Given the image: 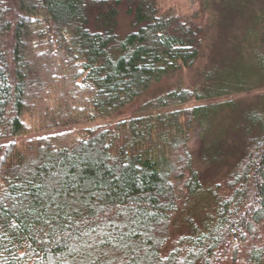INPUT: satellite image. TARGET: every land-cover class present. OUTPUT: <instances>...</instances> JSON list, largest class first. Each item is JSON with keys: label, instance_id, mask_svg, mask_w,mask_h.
<instances>
[{"label": "trees", "instance_id": "obj_1", "mask_svg": "<svg viewBox=\"0 0 264 264\" xmlns=\"http://www.w3.org/2000/svg\"><path fill=\"white\" fill-rule=\"evenodd\" d=\"M193 2L0 0V264H263L264 6Z\"/></svg>", "mask_w": 264, "mask_h": 264}, {"label": "rangeland", "instance_id": "obj_2", "mask_svg": "<svg viewBox=\"0 0 264 264\" xmlns=\"http://www.w3.org/2000/svg\"><path fill=\"white\" fill-rule=\"evenodd\" d=\"M167 2L173 7L180 8V10H186L187 8H188V10H190L189 9L190 6L192 8H193V6H195V2H193V0H167ZM261 5L264 6V0H252V2L249 3L248 7L257 13L258 12V6H261ZM256 13H254V14H256ZM232 29L233 28L231 27V29H229V31H226V33H224V34H226V36L228 34L229 35L232 34L234 32L233 31L234 29L233 30ZM219 32H220V30H219ZM237 34L239 35L240 32H237ZM211 53H212L211 51H206L204 53V55L202 56V58L199 62L198 68H204L207 64H209L211 56H212ZM194 74H195V72H193V71L185 73L184 81L186 83L190 84V81H191V79H193ZM251 86H252V89L249 91H243L242 93H235V94H232L229 97V99L228 98H220V99L212 100V102L217 103V104L221 103L220 107L222 105H224L225 103L234 104V105L239 106V108H243V109H245L249 106H250V108L257 107L258 105H261V103H263V101H264V86L262 84H260V82L257 85L254 84ZM204 103H211V102L210 101H204ZM190 104H195V102H191ZM175 108H180V107L179 106H171V107H168L167 110H172ZM247 109H249V108H247ZM221 116H222V114H220V117ZM219 121H220V119H219ZM219 121L217 123H220V125L225 126L226 122H223V121L219 122ZM106 122H108V121L97 120L95 122L79 124V125H76L75 127L70 128V129H74V131H76V130H81V129H86V128L92 127V126L99 124V123L104 124ZM220 125H218V126H220ZM213 130H214L213 133L215 134L216 129H213ZM23 138L24 137H16L12 141L18 142L20 139H23ZM189 146L194 151H198V148L200 147V142H199V140H197L196 137H193L190 140ZM215 176H217V173H214L211 170V168H208L207 173L205 174L206 179L204 181L206 187L211 186L213 184V182H214L213 180H214ZM260 231H261L260 232L261 242L264 245V224L262 225ZM172 235H177V234L173 233ZM241 256H242V254H241ZM241 256L236 260V262L235 261H232V262L229 261L230 263L227 262L224 264H245V261L243 262L244 258L241 260ZM263 264H264V262H263Z\"/></svg>", "mask_w": 264, "mask_h": 264}]
</instances>
